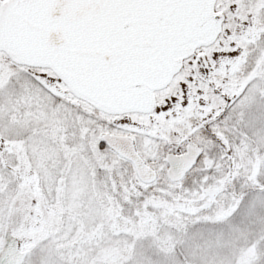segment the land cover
Listing matches in <instances>:
<instances>
[{
	"label": "snow or ice",
	"instance_id": "1",
	"mask_svg": "<svg viewBox=\"0 0 264 264\" xmlns=\"http://www.w3.org/2000/svg\"><path fill=\"white\" fill-rule=\"evenodd\" d=\"M0 264H264V0H0Z\"/></svg>",
	"mask_w": 264,
	"mask_h": 264
}]
</instances>
